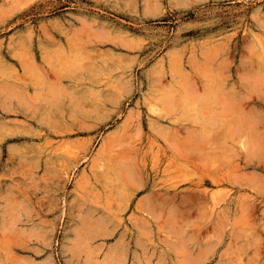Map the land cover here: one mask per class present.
<instances>
[{
  "label": "rangeland",
  "instance_id": "rangeland-1",
  "mask_svg": "<svg viewBox=\"0 0 264 264\" xmlns=\"http://www.w3.org/2000/svg\"><path fill=\"white\" fill-rule=\"evenodd\" d=\"M0 81V264H264V0H0Z\"/></svg>",
  "mask_w": 264,
  "mask_h": 264
},
{
  "label": "crops",
  "instance_id": "crops-1",
  "mask_svg": "<svg viewBox=\"0 0 264 264\" xmlns=\"http://www.w3.org/2000/svg\"><path fill=\"white\" fill-rule=\"evenodd\" d=\"M78 33V29L76 31ZM76 64H78V61L76 62ZM78 69V65L76 66ZM76 78H78V76H75ZM42 79H44V76L42 77ZM40 89V88H39ZM30 92H29V96L26 99H23L21 101H19L18 105H16V108L18 107V111L20 112V116L18 117L19 121H24L23 119H25L26 122H28V127H31L33 131H50L52 129V125L46 123V115L44 113V109L46 106V101H44V99L42 98V96H38V98L34 97L32 98L30 96ZM24 106L26 107L25 110H22V108H24ZM25 112V113H23ZM78 116L74 115L72 117L71 120H69L68 122H66L64 124L63 129L66 131H78V130H97V128L95 127H85V128H79L78 127V120H77ZM93 121V123L98 122V118L93 117L91 119ZM91 125H94V124ZM88 126L89 124H80V126ZM27 127V128H28ZM21 137H18V142H16V147L19 150H25L26 148H28L29 146H31V141H28L27 138L24 135H20ZM20 155L17 158L18 160V164L22 167V168H28V165L32 164L33 169L36 164H39V168L40 171L38 172V176H42L43 179H50V173L47 172L45 169V165L46 162L44 159H40V161H35L34 158L29 159L27 156H25V153L23 151H19ZM31 160V161H30Z\"/></svg>",
  "mask_w": 264,
  "mask_h": 264
},
{
  "label": "bare ground",
  "instance_id": "bare-ground-1",
  "mask_svg": "<svg viewBox=\"0 0 264 264\" xmlns=\"http://www.w3.org/2000/svg\"><path fill=\"white\" fill-rule=\"evenodd\" d=\"M18 47V46H17ZM26 52V51H25ZM10 53H12V52H10ZM15 54V53H14ZM45 56H46V54H45ZM44 56V57H45ZM50 56V55H49ZM20 57V56H19ZM26 57V56H25ZM49 58V57H48ZM20 59V58H19ZM45 59V58H44ZM45 60H47V59H45ZM43 61V60H42ZM3 62V61H2ZM25 62V61H24ZM44 62V61H43ZM47 62H49V61H47ZM21 63V62H20ZM28 64V63H27ZM22 66V65H21ZM26 66H24V68H25ZM51 68V67H50ZM73 68V67H72ZM75 68V67H74ZM77 68V67H76ZM26 69V68H25ZM78 70V69H77ZM11 71H13V70H11ZM8 72V71H7ZM44 72V71H43ZM76 72V71H75ZM3 74V73H2ZM13 74V73H12ZM58 74V73H57ZM70 74V73H69ZM62 76V75H61ZM76 76V75H75ZM57 79V78H56ZM60 80V79H59ZM76 81V80H75ZM1 82V81H0ZM4 83V82H3ZM0 85H1V83H0ZM22 85V84H21ZM24 85V84H23ZM13 86V85H12ZM14 87V86H13ZM17 87V86H16ZM56 87V86H55ZM23 88V87H22ZM29 88V87H28ZM9 90V89H8ZM23 91V90H22ZM53 92V91H52ZM55 95H57V94H55ZM61 95V94H60ZM60 97V96H59ZM57 98V97H56ZM59 99V98H58ZM53 102V101H52ZM213 181L211 180V183H212ZM137 224V223H136ZM103 230V229H102ZM99 235V234H98Z\"/></svg>",
  "mask_w": 264,
  "mask_h": 264
}]
</instances>
